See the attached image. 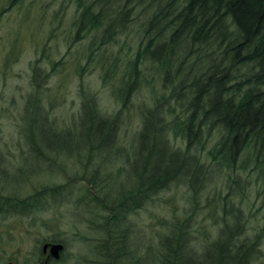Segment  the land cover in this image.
I'll use <instances>...</instances> for the list:
<instances>
[{
    "label": "trees",
    "instance_id": "obj_1",
    "mask_svg": "<svg viewBox=\"0 0 264 264\" xmlns=\"http://www.w3.org/2000/svg\"><path fill=\"white\" fill-rule=\"evenodd\" d=\"M19 2L10 0L9 5ZM138 8L149 14L143 25V43L129 62L128 72L119 79L125 85L123 96L112 91L122 109H126L138 81L137 64L146 60L163 75L161 86L165 96L140 116L136 136L140 170L134 172L135 185L119 194L118 199H100L107 181L99 176L105 165L104 156L122 154L116 147L119 114L104 116L92 96L83 95L82 133L57 130L42 105L41 89L48 74H42L38 68L33 69L31 93L22 112L30 116L42 113L49 136H35L34 121L30 119L29 133L24 136L28 154L54 161L67 145L68 137L78 142L77 146L71 143L84 154V160L78 164L84 171L92 168L87 178L86 171L81 176L86 185L82 196L94 204V210L106 212L103 216L104 213L92 211L96 218H101L102 224L97 228L106 235L98 245L107 258L103 264H118L117 259L128 256L123 253L129 231L124 223L173 183L187 187L194 210L182 221L172 218L167 234L159 238L160 251L153 264H251L258 259L257 244L264 231L258 233L256 240L244 237L247 222L241 207L231 199L236 195L233 187L243 198L247 181L232 174L254 172L255 182L264 187V0H88L86 4L77 0V33L86 37L95 32L89 56L113 42L118 29L130 22L132 11ZM100 30L102 34L98 36ZM114 71L112 68L111 74L105 73L104 84ZM172 141L184 148L175 147ZM210 142L212 145L207 148ZM244 152L251 168L242 163ZM189 162L194 165L192 168H188ZM212 169L226 174L228 192L217 218L216 238L197 252L189 240L190 221L201 210L195 200L210 181ZM68 188L66 182L33 190L23 197L0 191V220L36 219L44 212L55 213L59 205L69 201ZM108 195L111 194L108 192L105 198ZM212 209L207 216L215 219ZM45 243L60 241L44 240L40 252Z\"/></svg>",
    "mask_w": 264,
    "mask_h": 264
},
{
    "label": "rangeland",
    "instance_id": "obj_2",
    "mask_svg": "<svg viewBox=\"0 0 264 264\" xmlns=\"http://www.w3.org/2000/svg\"><path fill=\"white\" fill-rule=\"evenodd\" d=\"M9 1L0 0V191L23 197L33 190L68 182L67 190H70L71 197L59 205L55 213L44 212L36 219L0 220V264H46L40 246L41 242L49 239H57L64 245L63 253L55 264H103L107 258L98 245L106 235L97 228L102 224L101 218L92 213H104V216L106 212L94 210V204L82 196L86 185L81 177L84 169L78 161L84 160V154L80 152L81 148L71 146V143L77 146L78 142L68 137L67 145L54 161L47 162L40 156L29 155L24 140L29 133L28 121H34L35 136L43 133L48 137L49 130L42 113L30 116L23 114L22 110L31 93L33 69L38 68L42 74H48L41 89L42 105L48 120L57 130L71 129L74 135L82 133L80 111L83 95L92 96L97 110L104 116L119 114L116 147L122 154L114 152L104 156L105 165L99 171V176L107 180L100 199H118L119 194L135 185L134 172L140 170L136 146L140 116L165 96L161 86L163 75L146 60L137 64L138 81L126 109H122L115 95L123 96L125 92V85L119 79L128 72L129 62L134 60L143 43V25L149 14L140 8L133 10L130 22L115 32L113 42L89 56V44L95 32L86 37L77 33L74 26L77 0H20L15 6L9 5ZM83 2L86 4L88 0ZM97 33L100 36L102 31ZM112 68L114 74L104 84L105 73L111 74ZM174 142L175 147L184 148L183 144ZM211 145L212 142L206 147ZM241 158L242 163L244 161L251 168L246 152ZM188 165V168L194 166L191 162ZM91 169L84 171L85 178ZM234 175L247 182L243 198L233 187L237 196L231 200L241 207L247 222L244 237L256 240L258 233L264 231V187L255 182L254 172L237 171ZM225 179L223 171L212 169L210 181L196 197L201 210L196 211L190 221L189 240L197 252L216 238L217 218L228 192ZM108 192L111 195L105 198ZM189 195L187 187L173 183L159 192L152 203L145 202L131 214L124 223L129 231L123 253H128V256L120 257L116 262L153 264L156 253L160 251L159 238L167 234L172 218L182 221L194 210V202ZM54 199L57 203V198ZM211 206L216 212L215 219L207 216ZM257 247L258 259L251 264H264V234Z\"/></svg>",
    "mask_w": 264,
    "mask_h": 264
},
{
    "label": "water",
    "instance_id": "obj_3",
    "mask_svg": "<svg viewBox=\"0 0 264 264\" xmlns=\"http://www.w3.org/2000/svg\"><path fill=\"white\" fill-rule=\"evenodd\" d=\"M64 246L62 243H45L42 245V253H46L47 259L58 261L63 253Z\"/></svg>",
    "mask_w": 264,
    "mask_h": 264
},
{
    "label": "flooded vegetation",
    "instance_id": "obj_4",
    "mask_svg": "<svg viewBox=\"0 0 264 264\" xmlns=\"http://www.w3.org/2000/svg\"><path fill=\"white\" fill-rule=\"evenodd\" d=\"M47 252H48V251H47ZM47 252H46V253H42V251H41V254L44 256V260H43V262L46 263V264L49 263V262H51V261H53L52 259H47V258H46Z\"/></svg>",
    "mask_w": 264,
    "mask_h": 264
}]
</instances>
